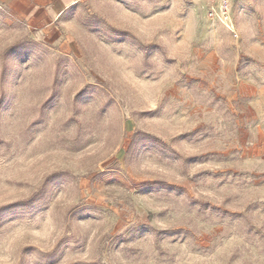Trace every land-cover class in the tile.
Listing matches in <instances>:
<instances>
[{"label":"rangeland","instance_id":"rangeland-1","mask_svg":"<svg viewBox=\"0 0 264 264\" xmlns=\"http://www.w3.org/2000/svg\"><path fill=\"white\" fill-rule=\"evenodd\" d=\"M0 0V264H264V0H83L43 40Z\"/></svg>","mask_w":264,"mask_h":264},{"label":"crops","instance_id":"crops-1","mask_svg":"<svg viewBox=\"0 0 264 264\" xmlns=\"http://www.w3.org/2000/svg\"><path fill=\"white\" fill-rule=\"evenodd\" d=\"M83 0H36L31 18L34 29L43 40L62 38L59 25L69 11Z\"/></svg>","mask_w":264,"mask_h":264},{"label":"built area","instance_id":"built-area-1","mask_svg":"<svg viewBox=\"0 0 264 264\" xmlns=\"http://www.w3.org/2000/svg\"><path fill=\"white\" fill-rule=\"evenodd\" d=\"M210 14L227 28L232 25L231 0H210Z\"/></svg>","mask_w":264,"mask_h":264}]
</instances>
